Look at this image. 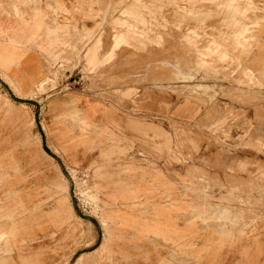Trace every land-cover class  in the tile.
<instances>
[{
	"label": "rangeland",
	"instance_id": "1",
	"mask_svg": "<svg viewBox=\"0 0 264 264\" xmlns=\"http://www.w3.org/2000/svg\"><path fill=\"white\" fill-rule=\"evenodd\" d=\"M255 1L260 7H264V0ZM42 2L47 9L42 10L44 16L46 14L50 16L48 20L43 19L50 23L47 25L41 21L37 23L38 28L32 23L27 25L26 30L17 27V50L26 55L30 54L32 58L39 54L42 61L54 56L57 61L48 72L41 71L36 76L37 79H41L39 88L30 86L25 88L31 93L22 96L28 98L20 97L0 74V102L6 97L14 106L15 113L18 109L23 114L18 120L15 115L0 117V148L6 155L3 164L8 168L9 182L17 184V163H20V157L14 142L25 137L37 139L39 148L48 158L46 172L53 175L59 170L64 176L75 220L69 226V230L63 229L56 237L46 236L48 231L41 232L39 242L29 243L31 245L26 247V255L38 253L39 264L96 262L156 264L157 261L164 260L176 262L177 259L164 243L166 241L150 237L147 232V227L151 228L157 224L155 221L158 218L154 210L159 212L160 217L165 215L170 224L178 228L177 231L190 223L185 220V213L164 205L168 198L162 192L146 197L150 204L159 207L153 208L148 205L147 222L144 227L137 228L136 225H132L128 230V240L122 242L127 244L128 260H124L126 254L123 256L118 254V257H115L108 242H104L100 255L104 229L84 194L86 173L83 169L76 172L71 168L56 150V145L44 126L51 130L58 124H66L69 128L73 119L82 117L83 120L91 121L95 105L111 107L123 120L124 125L118 127L116 122L111 127L105 126L104 130L109 128L117 149L125 147L126 151L130 152L129 156L123 158H116L118 154L114 153L115 166L117 163L130 160L140 165L148 164V161L152 160L163 174L164 183L172 185L174 194L180 199L192 201L194 204L223 202L240 207L241 204L236 197L229 195L232 185L240 183L247 187V181L253 178L260 180L264 187V21L254 29L257 39L254 40L250 52L241 55V62H218L215 64L216 70H212L200 68L192 61L186 49L179 45L181 36L189 34L194 38V35L187 30L188 26L184 25L179 29L172 24L176 0H160L166 4L159 14L160 22L163 23L166 19L168 23L166 28L158 26L154 29L155 33L163 35L162 45L149 43L139 49L121 47L110 59L108 58L112 36L119 31L112 23L114 16L120 15L119 8L128 5L130 0L121 5L118 4L121 0H42ZM182 4L185 3L180 2L179 5ZM197 4L204 10L207 9L200 2ZM257 15L263 17L264 13ZM222 18L221 15L215 16L206 23V26L196 29L201 36L199 40L202 45L212 37L218 36L219 30H226L227 26L221 24ZM4 19L0 16V37H5L8 24ZM88 20L104 21L102 30L96 31L97 35L104 38V46L98 52L102 63L98 66L88 63L86 54L93 44L82 49L77 57L63 60L61 57L67 56V53L59 54L60 42L66 38L72 26L89 27L86 24ZM23 22L25 24L24 20ZM160 22L156 23L160 25ZM194 25L195 23H191L190 27ZM215 27L220 29L217 30ZM85 34L90 36L91 33ZM6 37L8 39L9 35ZM94 37L95 35L92 36ZM69 95L76 98L55 99ZM80 100L81 106H78ZM147 102L162 106L160 108L162 112L149 107ZM46 115H50L53 120ZM78 120L80 122V119ZM128 120L143 124L155 123L160 127L162 132L160 134L163 136L160 137L161 135L148 129L123 127L127 125ZM23 123L26 125L24 128ZM81 127L84 125H75V129L81 130ZM178 136L182 144H178ZM142 141H147L148 144ZM168 143L172 146L171 151H164L162 154L154 151L155 147ZM145 149H151V155L146 154V157L141 155L139 151L146 153ZM20 167L22 177L38 187L34 193L36 202L44 205L47 202L45 200L49 188L43 185V177L33 172L31 175L30 169ZM200 176L208 178L207 184H201L196 178ZM96 184L100 186V183ZM198 184L206 188L205 192H188L183 188ZM233 190L240 199L248 200L249 197L253 201L243 206L251 210L245 215L249 224L253 218L259 217L251 232L253 234L262 230L264 232V191L237 188ZM129 197L132 199L131 194ZM0 200V229H3L4 222L10 217L9 210L17 211V197L8 196L1 186ZM165 208L168 213H160ZM103 214L104 216L111 214V210L103 208ZM124 222L125 220H122L118 224ZM72 231L74 233L71 235ZM194 231L199 230L195 228ZM224 235L214 242H225L223 248L225 252L213 255L211 264H215L230 252L247 261V264H253L260 257L259 248H251L246 245L247 242H240L245 238L235 237V231L225 229ZM262 237L264 247V236ZM181 240L175 238L176 242ZM232 242L238 244L231 248ZM122 249L125 250L124 247ZM81 258L82 261L79 262ZM0 264H20V260L15 253L8 259L1 260ZM32 264L37 262L33 261Z\"/></svg>",
	"mask_w": 264,
	"mask_h": 264
},
{
	"label": "crops",
	"instance_id": "2",
	"mask_svg": "<svg viewBox=\"0 0 264 264\" xmlns=\"http://www.w3.org/2000/svg\"><path fill=\"white\" fill-rule=\"evenodd\" d=\"M127 1L121 0L118 4L121 5ZM130 1L128 5L119 8L120 15L114 16V22L112 23L119 31L112 36L108 59L112 58L115 51L121 49V47L139 49L146 47L149 43L162 45L163 35L155 33L154 27H167L168 21L164 19V22L161 23L159 19V14L166 4L160 2V0ZM180 2L185 4L179 5ZM197 2H200L207 9L204 10L203 7L198 6ZM44 7L42 0H0V16L4 17V20H7L6 23H8L5 29V37L9 35L8 39L7 37H0V74L22 98H28L22 95L31 93L25 89L27 86L39 88L41 79H37L36 76L41 71L48 72L57 61L54 56L42 61L43 59L39 54H35V58H32L30 54L26 55L24 52L17 50V27L26 30L27 25L32 23L36 24V28L39 27L37 23L41 21L47 25L50 23L44 20H48L50 17L48 14L44 16L42 10L47 11ZM174 11L172 24L179 29L186 25L188 26L187 30L194 35V38L189 34L181 36L182 40L179 41V45L186 49L191 55L192 61L200 68L212 70H216L215 64L218 62H241V55L249 53L254 40L257 39L254 29L264 21V16L257 15L258 13H264V7H260L255 0H176ZM219 15L223 17L221 24L226 25V30H228H219V27H215L219 30V35L212 37L206 44L202 45L199 40L201 36L196 29L199 30L206 26L209 20ZM23 20L26 25L23 24ZM156 22L161 24L159 25ZM191 23H195V25L190 27ZM86 24L90 28L72 26L66 38L60 42L59 54L64 53L65 55L67 53V56L61 57L67 61L77 57L82 49H86L93 44L88 49L86 56L89 64L98 66L102 63L98 52L104 46V38L97 35L96 31L99 30L100 32L102 30L104 21L96 22L95 20L94 22L88 20ZM212 27L214 28V26ZM42 28L44 29L43 25ZM147 30L154 33H149ZM85 32H90V36H87ZM93 35H95L94 38H92ZM73 98H76V96L55 97L59 100H71ZM147 103H149V107L159 109L158 112H162L160 109L162 106L153 105L152 102ZM47 106L46 111L48 110ZM78 106H81V100ZM94 107H96L94 109L95 113L91 116V121L83 120L80 117L78 118L80 122L78 119H73L72 123L69 124V128L66 124H58L51 130H48L46 126L44 127L48 135H51L56 150L66 159L71 168L76 172L83 169L86 173L84 194L86 200L91 203L94 212L98 215L104 229L100 255L104 242H108L110 251L115 257H118V254L122 256L126 254L124 260H128L127 244L125 245L122 242H127V233L132 225H136L137 228L144 227L147 222L148 205L153 208L159 207V205L150 204L146 197L153 193L162 192L168 198L164 205L185 213V220L190 221V223L186 224L187 226L184 229L177 231L178 228L173 227L165 215L160 217L158 216L159 212L154 210V214L158 218L155 221L157 224L151 228L147 227V232H149L150 237L165 240L164 243L169 251L177 259L176 262H166L164 260L157 261L156 264L213 263L211 261L213 255L225 252L223 249L225 242H214L225 236V229L235 231V237L237 238H245L240 242H247L246 245L251 246V248L258 247L260 257L253 264H264V247L262 243L264 232L263 230L255 234L251 232L253 230L251 228L256 226L255 223H258L259 217L253 218L249 224L245 215L251 210L243 207L253 201L249 197L248 200L240 199L233 190L237 188L248 189V191H252L251 189L264 191L260 180L251 178L250 181H247V187L240 183L232 185L229 195L236 197L235 199L241 204L240 207L223 202L194 204L192 201L180 199L179 196L174 194L173 186L164 183L163 174L158 165L152 160H149L148 164L141 165L131 160L114 165V153L118 154L116 158H123L129 156L130 152H127L125 147L117 149L109 128L104 130V127H111L116 122L120 127L121 124L124 125L123 120L111 107L102 104ZM11 115L17 116V120L23 116L18 109L15 113L12 103L4 97L0 102V117ZM46 116L50 120L52 119L50 115ZM79 124H83L84 127H81V130L75 129V125L79 126ZM22 126V128L26 127L25 123ZM123 127L135 128L136 130L148 129L159 136L161 135L160 137L163 136V134H160L162 133L160 127L155 123L143 124L142 122L128 120L127 125L125 124ZM142 142L148 144L147 141ZM179 143L182 144V141L178 136ZM14 144L17 145V152L20 157V163H17V184L9 182L8 168L3 164L6 155L0 148V187L2 186L6 190L8 196L17 197V211L9 210L10 217L4 222L3 229H0V261L17 253L20 264H32L33 261L39 264V254L26 255V247L34 242H39L41 232L48 231L49 233L46 236L56 237L63 229L69 230V226L75 220L74 210L67 193L63 174L59 170H56L53 175L46 172L48 158L39 148V141L25 137V139L18 140ZM171 150L172 146L168 143L155 147L154 151L162 154L164 151ZM145 151L146 153L139 152L144 157L147 156L146 154L151 155V149H145ZM100 160H102L101 163H99ZM20 166L30 169L31 175L33 172V174L43 177V185L49 188L45 200L47 202L44 205L39 201L36 202L34 193L37 192L38 187L35 183L30 180L26 181L22 177ZM196 178L199 179L201 184H207L208 178L205 176ZM96 183H100V186ZM202 187L198 184L190 187L184 186L183 188L188 192H205L206 188ZM129 194H131L132 199ZM103 208L110 209L111 214L104 216ZM160 213L166 214L168 210L165 208ZM123 217L125 222L118 224ZM66 226L67 228H65ZM195 228L199 231L195 232ZM73 233V231L70 232L71 235ZM175 238H181L182 240L176 242ZM121 244L123 246H120ZM231 244L232 248L238 242H232ZM121 247H124L125 250ZM34 258L37 259L32 260ZM81 261L82 258L79 262ZM109 261L114 263L112 260ZM217 262L215 264H230V262L232 264H247V261L239 259L233 252L225 255L224 258H220ZM95 264L99 263L96 262Z\"/></svg>",
	"mask_w": 264,
	"mask_h": 264
},
{
	"label": "bare ground",
	"instance_id": "3",
	"mask_svg": "<svg viewBox=\"0 0 264 264\" xmlns=\"http://www.w3.org/2000/svg\"><path fill=\"white\" fill-rule=\"evenodd\" d=\"M122 220H125V218L123 217V219Z\"/></svg>",
	"mask_w": 264,
	"mask_h": 264
}]
</instances>
